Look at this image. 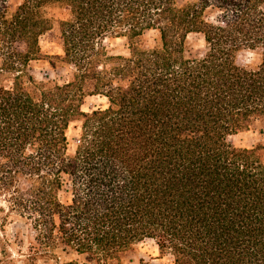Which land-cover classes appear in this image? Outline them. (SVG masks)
Segmentation results:
<instances>
[{"label": "trees", "instance_id": "obj_1", "mask_svg": "<svg viewBox=\"0 0 264 264\" xmlns=\"http://www.w3.org/2000/svg\"><path fill=\"white\" fill-rule=\"evenodd\" d=\"M36 62L71 71L38 78ZM93 95L108 105L84 111ZM256 131L264 0H0V194L30 226L25 264L146 263V239L173 264H264V139H237Z\"/></svg>", "mask_w": 264, "mask_h": 264}, {"label": "rangeland", "instance_id": "obj_2", "mask_svg": "<svg viewBox=\"0 0 264 264\" xmlns=\"http://www.w3.org/2000/svg\"><path fill=\"white\" fill-rule=\"evenodd\" d=\"M21 0H11V5L16 7ZM190 0H178L180 5ZM57 16H63L62 13H56ZM156 31H148L146 33V42L152 43ZM189 44L191 55L202 53L205 49V41L202 34H189ZM60 35L57 28H54L41 37L42 49L47 53L61 52ZM109 47H116L115 51L126 53V40L121 37L107 40ZM239 61L245 64H256L258 62V54L250 50H244L239 54ZM71 71V67L52 68L48 62H36L33 73L38 77L49 76L50 78L58 79L60 83L67 80ZM107 98L100 95L89 96L85 99L82 109L90 111L92 108L100 106H107ZM83 120L78 119L70 123L67 134L69 138V152H74L76 148L77 139L81 134V126ZM259 136L264 139V134L256 132H245L237 136V139L244 144H251L257 141ZM62 201L70 200L71 194L67 191H60L59 194ZM12 200L5 195L0 194V264H25L29 252V239L31 235L30 226L22 221V217L16 208H12ZM23 239L24 242H21ZM140 256L143 257L146 263L140 262L136 258L132 264H173L172 256H161L159 248L154 240L146 239L139 245ZM43 264V262H39ZM52 264H54L52 262Z\"/></svg>", "mask_w": 264, "mask_h": 264}]
</instances>
